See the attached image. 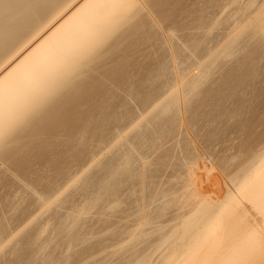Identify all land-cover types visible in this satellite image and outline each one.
I'll return each instance as SVG.
<instances>
[{"label":"rangeland","instance_id":"1","mask_svg":"<svg viewBox=\"0 0 264 264\" xmlns=\"http://www.w3.org/2000/svg\"><path fill=\"white\" fill-rule=\"evenodd\" d=\"M157 1L159 4L157 5V9H160L161 11L159 10V13H157L156 16H160H158L160 22L163 20V22H161L162 24L160 23V26L164 25L165 29L164 27L163 29L157 27L153 22L150 23L155 19L153 20V18H151L146 11H143L141 15L143 18V16L147 14V16L143 18L147 24L143 21V25L141 24L140 26L141 29L138 30L139 32L135 33V36H138L139 38H135L134 35L133 38H130L131 42H135L136 39H139L138 41L140 42L138 43L136 40V43H131L128 40L131 36V33L129 32L130 36L127 37L126 40H123V37H121L123 41L120 40L125 48L121 47L122 44L120 41L119 44H117V42L110 47L114 53H117L118 50L119 53L115 55V58H113L114 56L110 57L113 60L109 58L110 55H107L110 60L107 59V56L106 59L103 57L100 64H102L101 66L106 64V68L103 67L105 69L109 68L110 70L112 68L114 70L118 67V65L120 66L121 63V66L123 67L122 72L116 71L117 80H114V77H112L113 80L111 78L106 79V76L104 77L97 71L96 72L98 74L95 71L92 72L95 73L92 76L97 77L99 82L102 84L100 83L99 89L90 90V97L87 102L79 107V111L77 108L76 112H74L75 115L73 113L74 116H72V120L73 122L75 120L76 121L75 126L68 130L69 135H66V131L54 129L49 135L36 138V143L33 146L23 147L24 149H22L24 151H28L27 156L24 155L22 152L23 150L18 151L19 153L16 151L15 154H18L16 156L15 154L13 155V159H17V162L13 166L14 168H10L6 171L4 170L6 169L5 165H0L3 166L2 169L4 168L3 170L0 168V170H2V172L0 171V240H5V245L2 244L3 248H0V264H89L90 262H93L92 259L94 258H96V260L100 259V264H105L102 262L101 258L106 256L103 252L107 247H109L110 241L108 242V240L112 239L111 242L116 243L119 240L118 238L124 239V237L122 238V236H120V231L124 230V227L123 229L120 227L127 224L126 229H128L127 227H129V229L131 227L133 228V225L135 226V221H137V216L133 219L137 212L133 214L134 216H131L130 214L133 210H136L138 207H136V205H139L140 203L139 201L137 204L134 198L141 199V194H139L141 193L139 184H141V180L143 179L142 175L139 177V174H143L141 171H145V173H147L144 180H142L145 182V193L147 195L153 193L154 189L151 187L152 184L160 182L161 179H163L162 181H164V179H167L168 181L169 179V182L166 181V184L168 185H170V182L179 183L176 185H179L178 187L180 189V186L183 185V179H179L176 182L177 179H175V177H179L178 172L181 173L182 177L184 176L182 172L185 174V171L187 170L186 168L194 156L193 153H197L198 155L201 154L206 159L217 165L218 169L221 170L219 172L214 171L213 173H209L207 176L208 182L207 179H204L206 183H211L210 185L207 184L208 186H205L206 183H204L203 180H200V183L202 185L204 184V192H215L217 194H221L226 189L224 187V181L227 180L226 182H229L228 180L231 176L230 174L235 172V168L240 166L242 162L244 163L264 144V33L261 32H264V21L262 23L257 22L258 25L256 23L258 26V28L256 27V30L260 31L261 29L260 32L255 30L256 33H253L254 30H251L250 28L248 31L249 33H244L245 24L249 20H247V18H254L253 13L258 12V9L261 8V6H264V0ZM214 11H218V14L214 13ZM158 22L159 21L156 23ZM143 26L145 27L142 28ZM239 27L244 30L243 33ZM238 28L242 34L238 33V35H236V33L233 35V32L238 30ZM247 28L248 27H246V30ZM169 29L170 31H173V34L176 33L174 38L172 37L174 41L172 38L169 39L172 43L171 46L173 47L174 45L173 50L176 48V53H171V56L173 57L169 55L170 52L167 50L168 48L171 49V46L169 47L167 41L165 43L166 35H168L167 33ZM140 30L144 31V35ZM163 30L165 32L164 34ZM145 32L149 34L146 35ZM170 33L172 35V32H169V35ZM184 33H186L185 36ZM230 34H232L236 40L231 41L233 46H229L228 48L225 47V51H223L222 48L226 44V41H228L227 38H229V40L233 39V36L232 39L231 37H228ZM171 35L169 37H171ZM236 36H238V38ZM181 38L185 40V43H187L188 46H190L189 48L186 49L188 46L186 44V46L184 45ZM222 42L225 43L223 44ZM133 43L135 47H138L136 50L139 49V52L136 51V62L129 59V57H131L130 55L135 53V49H132L130 46L131 44L133 45ZM166 44L168 46H165ZM220 44H223L222 48L220 47ZM117 45L123 49L120 50ZM113 46H116V48ZM165 47L168 48L166 49ZM113 48L115 50L117 48L118 49L115 52ZM216 48L221 50L218 51ZM124 49L126 50L125 52ZM173 50L171 49V52ZM152 51L153 54L155 53L154 56ZM113 52L112 55L114 54ZM125 54L129 60H126V57H124ZM152 56L156 57L155 59H152L155 61V65L153 63L154 66L152 65V61L150 59ZM118 57H121V59ZM122 57L125 60L122 59ZM174 57L176 60L173 59ZM199 58L203 60L205 59L211 66L208 67L207 65L208 68L205 66V68L202 69H205L204 71H207L206 68L208 69V74L205 72L208 76L205 74L203 75L207 79L201 76V72L199 73L201 77H198V80L203 77L206 82L204 81V84L201 82L202 84L198 85L199 87L196 88V93L194 91V94L197 97H195L194 94L191 96L190 93V96L186 95L190 98H183V92H185V89L182 88L184 90L181 92L180 88L184 87L181 79L185 78V76L186 78L183 79L184 81H186L187 78L190 81L197 79V73L204 64H207L205 61H200ZM209 59L213 62L209 61ZM105 60H107V62H111L105 63ZM171 60L176 61L177 63L171 62ZM113 61L115 62L112 63ZM199 61L204 64H201ZM198 62L200 63L199 67H197V64H199ZM175 66L178 68L175 69ZM112 69L111 71H113ZM175 70H178L177 73H175ZM181 72L184 76H182ZM134 73H136L137 76H133ZM178 73L182 76L180 79H178ZM179 80H181V83ZM176 81H178L180 88H175V84L177 85ZM172 86L174 87L172 88ZM169 89L171 94L169 93ZM173 90H175V94L179 93V95H181L182 93L183 96L181 95L178 97H182L183 99L180 98L179 100L188 98L191 101L189 103V100L187 99L178 103L182 105L180 106V108H182V112L178 111L180 108L175 110L174 107V110L172 111L173 114L169 113L165 115L163 113V116L161 113V105L165 102L164 100H166V97L173 94ZM167 93L169 94L166 95ZM182 103L185 104L183 105ZM187 103L188 105H186ZM183 107L185 110H183ZM154 110L156 112H160H155V115H159L158 117L152 119V116L154 115L152 112ZM179 114H181L183 118L178 116ZM76 115H80V117H77ZM146 115H149L147 116L149 120L152 119L151 123L147 122V117V120H144ZM141 116L144 118L142 119L143 122L141 120ZM139 118L140 120H138ZM135 122L140 127L135 126ZM139 123H141V125ZM147 123L149 126L145 125ZM150 124H152L155 129H153ZM132 125L133 129L131 128ZM129 128L131 130H129ZM188 130H190L188 133L191 137L188 136L186 132ZM191 130L192 135L190 134ZM119 132L120 134L122 132L121 140L116 139L117 136L119 138V135L117 134ZM71 137H75L72 144H70L71 141H69L71 140ZM191 138L193 139L191 140ZM76 139L77 141H75ZM178 141H180V143ZM49 143L52 144L50 145ZM111 144L113 145L111 146ZM157 146H159V149H157ZM19 150H21V148ZM126 154L130 157V160H128ZM129 154H131V156H129ZM132 154L133 158L137 159V161L132 158ZM183 154L186 155L184 156L186 159L192 155L191 158L188 159V161L190 160L189 162L187 161L188 163L182 160ZM141 156L146 157V159L148 158L147 160L149 161L152 160L151 162H155V164L153 163L154 165H149L152 163H146L147 165L144 164V167L143 163L147 161L145 159L142 161ZM126 158L127 161H131L132 163H126ZM133 160L136 164L133 163ZM181 162H184V164L186 163L187 165L181 164ZM122 164L125 166L128 164L129 168L127 166L122 168L124 167ZM167 165H169V167L170 165L175 167L169 168ZM143 167L146 170H144ZM183 167L186 168L183 169ZM126 168H128V170ZM173 170H176L174 171L175 173ZM187 172L188 171H186V175L184 177L190 176ZM171 173L175 177L171 176ZM176 173H178V175H175ZM162 174H165V176ZM226 176L228 178H226ZM153 177H156L155 180L157 182H152V180L155 181ZM212 177L214 179L218 177L219 181L221 179L222 180L218 183L215 182L216 180L218 181V178L215 179V181L214 179L209 181ZM150 178L153 179H151V182H148ZM173 179L175 180L174 182ZM179 181H181V184ZM214 182L217 184H213ZM161 183L162 182H160V184ZM164 183L165 182L161 184V187H168L166 184L163 185ZM149 185H151L150 187L152 190H150ZM192 186L193 184H191V187ZM219 186L221 187L219 188ZM191 187L189 189H194V187ZM196 187L197 190H199V186L197 185ZM132 189H134V193L136 190L140 191L138 194L136 193L135 196H133ZM179 189L177 191L180 192V190H182L181 194L185 190L182 188L180 190ZM145 193L143 192L142 194ZM147 195L145 197H147ZM149 197H151V195L147 198L149 199ZM116 199L122 201L124 200L122 203V208L124 209L121 212L120 210L122 209L120 207L118 209L119 211L114 212L116 208H112L110 211L111 215H109L107 209H109L111 203L113 204ZM245 203L252 209L251 211L249 207L245 205V208L249 210L250 214H257V211H253L255 209L252 208L250 202L248 203L246 201ZM155 205L159 206L162 204L159 203L158 205L157 202ZM152 207L155 206L152 205ZM179 210L178 204L177 207L175 204L172 209L170 207V209L167 210L168 212L165 211V213L167 212L168 214L166 213V215L164 213L166 217L164 215L162 217L161 215L160 218L163 219H159L160 222L162 223L164 220L166 224H169L171 220H173L174 216L176 217V215H180L182 213L181 210ZM105 213H107L108 216ZM125 214L130 215V218L127 217L126 219ZM258 215L259 214H257V217L260 219L259 216L261 217V215ZM158 218L159 217L156 218L157 221H154L161 224L158 222ZM229 219L225 218V220L230 222ZM231 219L233 218L231 217ZM168 220L170 222H168ZM176 220L175 222L178 221ZM155 222L153 225L156 224ZM232 223H234V219L232 220ZM113 224H115V226L117 224L122 230H117V226L116 231H114L115 229L113 230V227L115 226ZM164 224L165 223H163V225ZM229 224H231V222ZM155 226H152L151 229L158 227ZM106 227L111 228V230L108 229L109 232L111 231L110 233H107L109 234L108 236L104 234L106 231H103L107 229ZM165 227L167 228V226ZM166 228L165 230H167ZM157 229L154 231L157 232L155 233L156 236L155 234L154 236L152 234L149 235L151 236V241L157 239L158 235H160V233H158L159 230ZM148 230H150V228ZM168 230H170V228H168ZM89 231H94L93 233L95 236L96 231L97 233L99 232V236H96L97 240L96 237L92 235L93 239L90 237L92 240L89 238L91 241H86L88 240L87 237L90 236ZM102 233L105 237L102 236ZM123 235L125 236V234ZM152 236L154 238H152ZM102 237L104 240H102ZM92 241L95 244L103 242L104 244L108 243V245L106 244V248L104 249L100 246L102 245L100 243L99 246L103 249V251L96 247V245V248H93L92 250L90 245L94 246V243H89ZM83 242L86 244L89 243V245H86ZM111 242L110 248L111 245L115 247L114 243L112 244ZM140 243L143 245L145 242ZM148 244L147 242L145 243L146 246H149ZM137 245L139 246L140 244ZM138 246V250H141L140 252H142L144 245L143 247L140 245L142 247L141 249ZM126 247L127 245L125 248ZM95 249H97V252ZM99 249L100 254L102 255H99L98 258L97 256L94 257L96 253H99ZM112 249H110L111 252H113ZM131 249L128 250L127 254L122 256L121 253L118 255V252H116L118 257H116L117 255L115 256V254L114 257L117 259L110 257L112 261L109 258L108 263H106L126 264L125 262L127 260L129 261L127 262L128 264L131 263L132 259L135 260L134 258L136 257L135 255V257H132V251L134 248L129 253ZM110 250L109 248L106 250L108 256L110 254ZM113 250H115V248ZM136 250L134 251L138 254L139 251L136 252ZM140 252L138 254L139 257L141 255ZM131 253L132 256L128 258ZM86 255L88 256V260L89 258L91 259L90 262L86 259ZM91 255L94 258H91ZM156 255L154 257H156ZM119 256L121 257L119 258ZM154 257L151 258L154 259ZM122 258H124V260ZM160 258L161 257L155 258L152 261L156 262L152 263L158 264ZM103 259L105 260V257H103ZM136 260L132 263H136L139 259L137 261ZM161 260H164L163 262H165L167 259H163L162 257ZM77 261L79 263H77ZM105 261H107V258ZM120 261L123 262L121 263ZM260 261L264 263V260L260 259Z\"/></svg>","mask_w":264,"mask_h":264},{"label":"bare ground","instance_id":"2","mask_svg":"<svg viewBox=\"0 0 264 264\" xmlns=\"http://www.w3.org/2000/svg\"><path fill=\"white\" fill-rule=\"evenodd\" d=\"M157 2H158L157 0H0V165H2V164L5 165L6 169L3 168L4 170L7 171L10 168H14L13 166L17 162L16 161L17 159H13L14 158L13 155L16 153V151L17 152L22 151L24 149L23 147L33 146L36 143V138H39L42 136L45 137V136L49 135L51 132H53L54 129L66 131V135L69 133L68 130L75 126L76 120L74 122L72 120V116L75 115L74 112H76L77 108L79 111V107L87 102L88 98L90 97V94H89L90 90H93V89L97 90L100 88L101 82H99V79H97V77L92 76L93 74H95L92 72H94V71L95 72L97 71L98 73L100 72L104 77L106 76L105 77L106 79H109V78L112 79V77H114V80L115 79L117 80V72H122L123 67L121 66V63H120V66L118 65V67L115 68L114 70L111 68L113 71H111V69L109 70V68L105 69L106 64L103 66H101L102 64H100L103 57L106 59V56L110 55L109 58L112 56H114L113 58H115V55L117 53H119L118 52L119 50L117 51L118 48L116 50L113 48V50L115 52L117 51V53H114L111 50L112 48L110 49V47L117 42H118L117 44H119L120 40L121 41H123L124 39L126 40L127 37H129L130 35L132 36V37L130 36L128 39L130 42H131L130 38H133V35L135 38L138 37V36H135V33L139 32L138 30L141 29L140 26H141V24L143 25V21H144L143 18L145 16H147V14L149 16H151V18H153V20L155 19L154 20L155 22L151 21L150 23L153 22L156 24L157 27L163 29L164 25L160 26V23L163 22V20L160 22V19H159L160 16L159 15H158L159 17L156 16L160 10V9L159 10L157 9V5H159ZM158 8H159V6H158ZM258 10H257L258 12H255L256 14L253 13L254 18H247V20L249 19L248 22L246 21L247 22L246 24L244 22V24L246 25V26L243 25V26H245V31L240 28L241 26L239 27L242 30V33H243V31H244V33L248 32L250 30V28H251V30L252 29L254 30V32L252 31L253 33H256L255 30L258 28V26H257L258 23H260V22L262 23L264 21V6L263 7L261 6V8H259ZM143 11H146L147 14H145V16H143V18H142L141 13H143ZM214 13L218 14V11H214ZM157 17H158V19H157ZM157 21H159L158 22L159 24L156 23ZM256 23H257V25H256ZM263 24H264V22H263ZM150 25L153 26L152 24H150ZM144 27L145 26H143L142 28H144ZM246 27H248L249 29L247 28V30H246ZM172 28H170V29H172ZM203 28H204V26H203ZM239 28H238V30H235L236 32L232 31L234 33V34L233 33L232 34L233 35H235L236 33H237L236 35H238V33L240 34L241 32L239 31ZM263 28H264V26H263ZM164 29H165V27H164ZM170 29H169L168 33L166 32L168 35H166V39H165V43L167 41V44L169 45V47L172 44L169 39L172 37L174 38V35H176L175 32H174L175 34H173L174 30L172 29L173 31L172 30L170 31ZM256 31H259V30H256ZM260 31H261V29H260ZM141 32H143V35H144V31H141ZM169 32H172V35L170 33L171 37H169L170 36ZM261 32L264 33L263 31H261ZM145 33H146V35L149 34L147 32H145ZM164 33L165 32L163 30V34ZM185 34L186 33H184V36H185ZM232 34H230V36H228V37H231V39L233 36ZM163 36H165V35H163ZM119 37H120V39H119ZM121 37H123V40L121 39ZM236 37L238 38V36H236ZM162 38H165V37H162ZM173 38H172V40H173ZM227 39H228V41H226L227 45L225 44L223 46V48H222V45L225 42L224 43L222 42L223 43L222 45L220 44V47L222 48L223 51H225L224 50L225 47L228 48L229 46L230 47L233 46L231 41L236 40V38H234V36H233L232 40H229V38H227ZM227 39H225V40H227ZM136 40H135V42L134 41H132V42L136 43ZM138 40H137V42L139 43L140 41H138ZM140 40H141V37H140ZM121 41H120V43H121ZM126 42H123V43H126ZM183 42H184V45L186 44L188 46V44L185 43V40H183ZM134 43H133V45L131 44L130 46L132 49H135V53L133 55H130L131 57H129V59H131V61H133V62L134 61L136 62V60H135L136 51H138L139 49L136 50L138 47L137 46L135 47ZM167 44L165 46H168ZM173 44H175V43H173ZM162 45H164V44H162ZM185 46H184V48H185ZM113 47L116 48V46H113ZM117 47H119V46L117 45ZM121 47H123V44L121 45ZM173 47H174V45H173ZM173 47L171 46L170 48L173 50ZM189 47L190 46L186 47V49ZM220 47H218V48H220ZM123 48H125V46ZM165 48L167 49L168 47H165ZM218 48H216V49H218ZM122 49L120 48V50H122ZM171 49H169V48L167 49L170 52L169 53L170 56H171V53H173V52L176 53L175 52L176 48L172 52H171ZM167 50H165V51H167ZM220 50L218 49V51H220ZM125 51L126 50L124 49V52ZM153 51H152V54H153ZM223 51H221V52H223ZM241 51H242V49H241ZM112 52L114 53L113 55H112ZM215 52H216V50H215ZM221 52H219V53H221ZM154 54H153V56H154ZM230 54H233V53H230ZM234 54H236V53H234ZM108 56H107V59H108ZM153 56L150 59L152 61V65H153V63L155 65V61L152 59H155L156 57H153ZM124 57H126V54L124 55ZM171 57H173V56H171ZM118 58L121 59V57H118ZM110 59H108V60H110ZM122 59H124V58L122 57ZM129 59H127V57H126V60H129ZM173 59L176 60L175 57ZM210 59H209V61H212ZM225 59H226V57H225ZM111 60H113V59H111ZM105 61H106L105 63L111 62V61L107 62V60H105ZM200 61L206 62L205 59L204 60L200 59ZM114 62L115 61H113L112 63H114ZM171 62L177 63L176 61H173V60H171ZM175 63H174V65H175ZM200 63L204 64L202 62H200ZM200 63L197 64V67L200 66ZM207 65H208V67H211L210 64L207 63L206 65L204 64L200 70L205 68V66L207 67ZM103 67H105V68H103ZM195 67H196V65H195ZM177 68L178 67H176L175 69H177ZM207 68H206L207 71H204L205 69L202 70L203 72L199 70V72L197 73V75H198L197 79H193L192 81L188 80V78L186 79V81H184L183 79H185L186 76H185V78H182L181 80L183 81L182 83H183L184 87L180 88L178 81H176L177 85L175 84V88L179 87L181 89V92H183V90L185 89L184 90L185 92H183V95L185 97L181 93L183 98L190 96V93H191V96H193L192 94H194V91L196 93V91H197L196 88L199 87L198 85H201L205 81L203 78L205 76H203V75L205 74V72L206 73L209 72ZM195 69H197V68H195ZM177 71L175 73H177ZM200 72L202 73L201 76H203V77L200 80H198L201 77L199 74ZM132 73H133V71H132ZM181 74H182V72H181ZM207 74H205V75H207ZM99 76H100V74H99ZM133 76H137V74L134 73ZM178 76H179V78L178 77L177 78L180 79L184 75L182 74V76H180L178 73ZM195 77H196V73H195ZM205 79H207V78L205 77ZM181 80H179V82ZM105 83H107V82H105ZM173 87L174 86H172V88ZM187 87H189V88H187ZM182 88H184V89H182ZM170 89H169V93H170ZM174 91L175 90H173L172 95L166 97V100H164L165 102H163L162 105L160 104L161 109H162V111H161L162 114L163 113L165 115L169 114V113L171 114L174 109L178 110V108H180V106H182V105L178 104L180 101L183 102V101L187 100L188 98H190V97H188L187 99L182 100L183 99L182 97H178L181 95H179L178 92H177L178 94H175ZM177 91H179V90H177ZM192 91H193V93H192ZM169 93H167L166 95H168ZM186 95H188V96H186ZM194 96H195V94H194ZM195 97H197V96H195ZM180 98H182V99L179 100ZM190 101L191 100H189L188 102L190 103ZM182 104L184 105L185 103H182ZM186 105H188V103ZM181 109L182 108H180V110ZM180 110H178V111L182 112V110L181 111ZM183 110H185V108ZM149 111H151V110H149ZM155 112H156L155 110L152 112V113H154V115L152 116V119L158 117V115H159V114L155 115ZM159 112L160 111H158L156 113H159ZM73 113H74V115H73ZM162 114H161V116H162ZM164 114H163V116H164ZM147 116H149V115H146L145 119L143 118L144 115H143V117L141 116V120L142 119L147 120L148 119ZM178 116H181V114H179ZM77 117H80V115ZM146 117H147V119H146ZM74 119H75V117H74ZM138 120H140V118ZM151 120L148 119L147 122L151 123ZM183 121H184V119H183ZM142 122H143V120H142ZM180 122H182V121H180ZM141 123H139V124L141 125ZM135 124H136V122H135ZM145 125H148V123ZM150 125L153 128L152 124H150ZM181 125H183V124H181ZM135 126H139V125L136 124ZM131 128L133 129V125ZM153 129H155V127ZM129 130H131V129L129 128ZM186 132H187L188 136H190L188 133V132H190V130H188ZM136 133H138V132H136ZM117 134L119 135L120 139L118 138V136L117 137L115 136L116 139L121 140L122 139L121 138L122 132H121V134H120V132ZM190 134L192 135V130H191ZM58 136H60V135H58ZM134 137H136V136H134ZM74 138L71 137V140H69V141H71L70 144H72L74 142L73 141ZM158 139H159V137H158ZM192 139L193 138H191V140ZM56 140H58V139H56ZM75 141H77V139ZM132 141H131V143H132ZM178 142L180 143V141H178ZM133 144H132V146H133ZM112 145L113 144H111V146ZM136 147H137V145H136ZM158 147L159 146H157V149H159ZM20 148H21V150H19ZM34 148H35V146H34ZM151 150H153V149H151ZM155 150H154V152H155ZM256 151L244 163L242 162V164H240V166L235 168L236 170L233 169V170H235V172L230 174L231 176L229 177V180H228L229 182H226L227 180L224 181L225 182L224 187L226 189L221 194H217L215 192H209V193L204 192V189H203L204 184L202 185L200 183V180H203L204 183H206V181L204 179H207V182H208L207 176L209 175V173H211V172L213 173L214 171L219 172L221 170L218 169L217 165L212 163L210 160L206 159L201 154L198 155L197 153H193L194 156L191 159V161L189 160L190 163L188 164L187 168L183 167V169L184 168L187 169L186 171H188L187 173H189L190 176L184 177L186 175V171H185V174L182 172V174L184 175L183 177L181 176L180 172H178L179 177L178 176L175 177L172 173L177 170L176 168H175L176 170H173V172L171 173L172 174L171 176H173V177H175V179H177L176 182L179 179H183L182 180L183 185L180 186V189L181 188L185 189L186 191L185 190L184 191L186 193L183 191V193L181 194L182 190L179 189V187H178L179 185L178 186L176 185L179 183H175L174 179H173L174 183L170 182L169 183L170 185H168V184H166L167 179H164V181H162L163 179L160 178L161 179L160 182H162V183L165 182L163 185H165V184L168 185V187L165 186L166 188L162 185L163 186V188H162L161 187L162 183L160 184V182H157L155 180L156 177L155 178L153 177L155 181L152 180V182L153 183L157 182V183L152 184V186L149 185V187L151 186L154 190H153L152 194L148 193L149 195H151V197H149V199H148L147 197L149 195H147L145 193V191H146L145 190L146 186L144 184L145 182L142 181V180H144V177L146 176L147 173H145V171H141V173L143 172V174H139V177H140V175H142V178H143L141 180V184H139V186H140L139 188L141 190V191L140 190L139 191L141 193H139L138 190H136L134 193V191H133L134 189H132L133 196H135L136 193L141 194V197L139 195H137L141 199L134 198L135 202H137V204L140 201V203H139L140 206L136 205V203L134 202L136 207L137 206L138 207L136 208L135 211L134 210L132 211L133 213L132 212H131V214L128 213L132 216L133 214H135V212H137L135 216L133 215L134 216L133 219L137 216L136 217L137 221L133 220V221H135V226L133 225V228L130 226L131 227L130 229H129V227H127L128 229H126V225H127L126 224V225L120 227L122 229L124 227V230H122L118 226L119 223H118V225L116 224V226H115V224H113L115 226V227L112 226L113 230L115 229L114 231H116L117 226H118L117 230H119V229L122 230V231H120L121 232L120 236H122V238L124 237V239L118 238L119 240L115 243V242H111L112 239L110 240L107 237L109 239L108 242L110 241L112 244L114 243V245H115V247L111 245V248H110V242H109V247H107V248H109V250L112 249L113 247L115 248V250H113L114 248L112 249L113 252H111V250H110L109 253L110 254L112 253V254L111 255L109 254V256L107 255L108 253H106L107 252L106 251L107 250L106 244L108 245V243L104 244L103 242H99V244L100 243L102 244V245H100V246H102V248H104V249L106 248L103 252V254L105 253L104 255H106V256H103V257H105V260L107 258V261H105L103 259V257L101 258V256H100V258L102 259V262L107 264L108 259L110 257H114V254H115V256L117 255L116 252H118V255H120L119 253H121V256H122V255L127 254L128 250L131 248L132 249L134 248V249H133V251L131 249L129 251V253L132 251L133 256L131 253V255H129L128 258L131 256L132 257L136 256L134 258L136 260L139 257L138 256L139 252L141 251V250L140 251L138 250L137 244H140L142 247L144 245V247H145L146 246L145 243L147 242V244H148V242L150 241L151 244L149 242V244H148L149 246H146L145 248L143 247L142 252H140L141 259L139 257L138 258L139 260L137 259L138 261L136 260L137 262L134 264H137V263L138 264H153L156 261L153 262L152 260H154L155 258H158V257H161V258L163 257V259H167L165 262H163L164 260H161V258H160L158 264H160L161 262H163L162 264H264L260 261V259L264 260L263 259L264 258V144L261 146V148L257 152ZM22 152L24 153V155L27 156V153H28L27 150H25V151L23 150ZM17 154H15V156ZM129 156H131V154H129ZM184 156H186V155L183 154L182 160L185 161L186 163H188L189 162L188 159L191 158L192 155L190 157H187L188 159L184 158ZM134 157H135V155H134ZM143 157L144 156H141L142 161H144V159L147 161L145 163L142 162L144 167H145L144 164L152 163L151 162L152 160L149 161V160H147L148 158L146 159V157H144V158ZM127 158H128V160H130V157H128V155H127ZM127 158H126V163L129 164V162H131V161H127ZM132 158H133V154H132ZM134 160L137 161V159H134ZM133 163H135V161ZM153 163L155 164V162H153ZM153 163L149 164V165H154ZM186 163L184 164V162L183 163L181 162V164H184V165H187ZM128 164H126L127 167H128ZM184 165H182V166H184ZM210 165H213V166H210ZM123 166L124 167H122V168L126 167L125 165H123ZM167 166L169 167V165H167ZM2 167L3 166H0L1 169H2ZM144 167H143V169H144ZM170 167H175V166L170 165ZM128 168H126V169L128 170ZM181 169H182V167H181ZM2 170H0V171L2 172ZM144 170H146V169H144ZM224 170H225V167H224ZM164 173H166V172H164ZM178 173H176L175 175H178ZM3 175H4V173H3ZM162 175L165 176V174H162ZM210 176H211V174H210ZM180 177H182V178H180ZM220 177H221V175H220ZM23 178H25V177H23ZM153 178H150V180L148 182H151V179H153ZM217 178H215V179H217ZM226 178H228V177L226 176ZM213 179L214 178L212 177V179L210 178L209 181H211ZM215 179H214V181H215ZM157 180H158V178H157ZM183 181L186 183H184ZM220 181L218 178V181L216 180L215 182L218 183ZM120 182H121V180H120ZM167 182H169V179ZM179 182L181 184V181H179ZM215 182L213 184L216 185L217 183H215ZM73 183H74V181H73ZM191 184H193L192 187H191ZM194 184H195V186H194ZM207 184L210 185L211 183H206L205 186H208ZM76 185H77V183H76ZM197 185L199 186V190H197V187H196ZM200 185H202V186H200ZM151 187H150V190H152ZM190 187L191 188L194 187V189H189ZM201 187H202V190H201ZM220 187L221 186H219V188ZM147 189H149V188H147ZM178 189L180 190V192L177 191ZM187 189H188V191H187ZM106 190H107V188H106ZM143 192L147 195V197H145L146 196L145 194H142ZM129 194H130V192H129ZM125 196H126V194H125ZM119 199H121V198H119ZM116 200H118V199H116ZM116 200L114 201L113 204L111 203V206L109 207L110 210L107 209V212L109 213V215H111L110 211L112 210V208L113 209L116 208L115 209L116 211L114 210V212L119 211L118 209L120 207L122 209V210H120L121 212L124 209V208H122V203L124 200L123 201L122 200L116 201ZM246 201L248 203L250 202V204L252 205V208L255 209L253 211H255V212L257 211L256 213L261 215V217L258 215L260 219H258L257 214H255V215L250 214L249 210L247 208H245V205H246L245 202ZM157 202H158V205H159V203H161L162 205L156 206L155 203L157 204ZM175 204H176V207L178 204L179 209L181 210L182 213L180 215H176V217L174 216L173 220H171V222H173V223H171L169 221L172 218H170L168 220V222H170L169 224L168 223L166 224V222L164 220H163L164 222L162 221V223H161L159 220V219H161V220L163 219V218H160L161 215H162V217H163V215L166 217V215L168 214L167 210H169L170 207L172 209V207ZM152 205H154L155 207H152ZM117 206H119V207H117ZM246 206L249 207V205H246ZM106 208H105V211H106ZM132 209H130V210H132ZM249 209L252 211L251 207H249ZM165 211H167L166 212L167 214L165 213ZM255 212H253V213H255ZM105 214L108 216L107 213H105ZM228 214H229V217H228ZM130 215H126L125 218L126 219H127V217L130 218ZM157 217H159L158 222L161 224H158L157 222H155V221H157V219H156ZM231 217L234 219V223H232L233 219H231ZM225 218L226 219L230 218L229 220H230L231 224H229L230 222H228V220H225ZM236 218L239 220H237ZM99 220H101V219H99ZM109 220H110V218H109ZM175 220L177 222H175ZM124 221H126V220H124ZM154 222L156 224H158V225L155 224L158 227L153 225ZM163 223H165L166 225L165 224L163 225ZM152 226H155L156 228L151 229ZM165 226H167V228ZM148 227L150 228V230H148L149 229ZM164 227L167 230H168V228H170V230L167 231V230H165ZM103 229H105V228H103ZM108 229L111 230L110 227L103 230V231H106V233L104 232V234L107 236L109 235V234H107L109 232ZM156 229L159 230L158 233H160V235L157 234L158 235L157 239H154L153 241H151V238H150L151 236H149V235L152 234L154 236V234L157 233V232H154V231H156ZM162 230L163 231L165 230V231L163 232ZM89 232L92 234L89 233L90 236L87 237L88 240H86V241H91L93 239L92 235H94V237L99 236L98 234L100 231L98 233L96 231V236L93 233L94 231L93 232L89 231ZM123 234H125L126 237ZM102 236L105 237L103 235V233H102ZM120 236H117V237H120ZM153 236H152V238H154ZM155 236H156V234H155ZM148 237L150 240L148 239ZM89 238L91 240H89ZM96 240H97V237H96ZM102 240H104V238ZM4 242H5V240H0V246H2V244L5 245ZM140 242H145V243L142 245ZM83 243H85V242H83ZM89 243L93 244L94 242L92 241ZM89 243L88 244L85 243V244L89 245ZM99 244L94 243V246L90 245V247H92V250H93V248L98 247L103 251V249L99 246ZM95 245H96V247H95ZM126 245L129 249L127 247L125 248ZM140 245L138 247L141 249L142 247ZM0 248H3V246ZM100 249L98 251L99 252L98 254L94 253L95 256L93 254L94 257L97 256V258H98L99 255H102V254H100ZM125 249H127V250H125ZM95 250L97 252V249H95ZM134 250H136V252L139 251L138 254L135 253ZM114 251H115V253H114ZM118 255L116 257H118ZM155 255H156V257H154ZM121 256H119V258ZM90 257L94 258V257H92V255ZM116 257H114V258H116ZM125 257H127V256H125ZM151 257H154V259ZM86 259L88 260V256ZM94 259H92L93 264H96L99 261H101L100 259L99 260H96V258H94ZM122 259L124 260V258H122ZM130 259H132V258H130ZM110 260H111V258H110ZM135 260L132 259V262H134ZM88 261L90 262L91 259L89 258ZM127 262H129V261L127 260L125 263L128 264ZM132 262L129 264H133ZM77 263H79V262L77 261ZM92 263L90 262L89 264H92ZM98 264H100V262Z\"/></svg>","mask_w":264,"mask_h":264}]
</instances>
